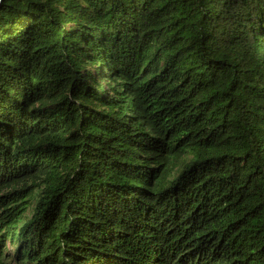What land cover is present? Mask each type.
<instances>
[{"label":"trees","instance_id":"16d2710c","mask_svg":"<svg viewBox=\"0 0 264 264\" xmlns=\"http://www.w3.org/2000/svg\"><path fill=\"white\" fill-rule=\"evenodd\" d=\"M0 264H264V0H0Z\"/></svg>","mask_w":264,"mask_h":264}]
</instances>
